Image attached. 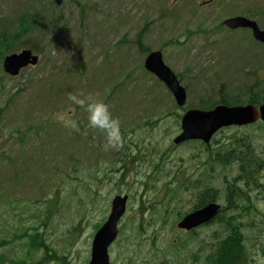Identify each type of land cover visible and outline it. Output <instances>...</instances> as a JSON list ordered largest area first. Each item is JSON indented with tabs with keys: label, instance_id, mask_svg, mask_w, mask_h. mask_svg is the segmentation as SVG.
<instances>
[{
	"label": "rangeland",
	"instance_id": "1",
	"mask_svg": "<svg viewBox=\"0 0 264 264\" xmlns=\"http://www.w3.org/2000/svg\"><path fill=\"white\" fill-rule=\"evenodd\" d=\"M208 1L66 0L56 6L51 0H0V32L5 31L13 42L11 50L3 43L5 53L30 48L39 56L36 66L22 69L15 77L3 72L0 59L2 260L17 257L13 264L36 263L33 251L44 239L55 250L52 262L44 264H87L93 234L116 194L128 196L126 213L118 224L123 227L122 239L118 244V236L109 248L116 264H121L123 256L135 257L129 252L133 244L127 248L125 241L134 235L128 228L133 224L142 225V235L149 237L140 242L138 258L151 257V264H166L177 255L182 263L185 254L189 264H196L211 250L210 243L220 232L213 225L199 229L184 244V251L176 246L175 240L182 244L191 233L178 231V220L173 223L170 214L189 210L193 201L187 192L169 199L167 189L176 186V172L186 178L204 176L198 164L203 166L207 153L202 145L175 147L172 143L179 119L167 112L182 111L163 84L146 72L147 53L135 43L136 34L143 31L142 44L161 51L164 63L180 74L188 89L187 102L192 104L199 97L218 96L220 86L227 93L241 91L253 80L244 75L250 70L258 73L264 85V49L251 43L246 31L218 26L227 16L253 13L264 28V20L255 13L264 11V0ZM83 6L85 14H81ZM26 15L33 23H23ZM199 29L206 31L184 39L188 31ZM78 92L93 94L110 105L124 130L118 151H104L102 136L86 127V113L68 100L69 94ZM150 120L156 122L150 124ZM263 131L256 125L225 130L215 137L211 150L233 148L244 136L262 153ZM120 157L126 164L120 163ZM214 164V187L220 189L221 203L223 176L236 177L238 169L236 164L225 169L221 163ZM262 193L264 180L250 193L258 198L252 199L257 211L238 209L239 217H233L244 236L249 264H264ZM47 199L52 200L50 208ZM237 203L246 204L242 199ZM30 226H37L43 238L41 232L29 229L23 237ZM17 227L22 239L16 242H26L27 248L2 247Z\"/></svg>",
	"mask_w": 264,
	"mask_h": 264
},
{
	"label": "water",
	"instance_id": "2",
	"mask_svg": "<svg viewBox=\"0 0 264 264\" xmlns=\"http://www.w3.org/2000/svg\"><path fill=\"white\" fill-rule=\"evenodd\" d=\"M60 5L63 0H53ZM230 28L249 27L255 39L264 43V30H260L257 24L247 18L236 16L224 21ZM36 56H32L29 50H22L19 53H12L5 56L3 68L5 72L16 75L21 67L27 64H34ZM144 66L155 73L171 91L175 102L183 106L186 102V91L179 84L175 74L164 65L160 51L150 52L144 61ZM259 114L264 120V104L259 107ZM258 111L251 105L226 106L217 105L210 110L189 109L181 119V133L173 142L175 144L187 139H202L208 142L211 135L220 127L229 124H244L254 121ZM126 196H115L112 200V209L107 221L97 230L92 241V260L89 264H109L107 247L117 235L116 224L125 210ZM220 210L218 205L211 203L199 210L187 214L177 225L180 228L191 229L215 216Z\"/></svg>",
	"mask_w": 264,
	"mask_h": 264
},
{
	"label": "flooded vegetation",
	"instance_id": "3",
	"mask_svg": "<svg viewBox=\"0 0 264 264\" xmlns=\"http://www.w3.org/2000/svg\"><path fill=\"white\" fill-rule=\"evenodd\" d=\"M255 125L260 128L259 120L246 125L231 126L226 130L246 129L248 127ZM236 134L238 133L237 132L232 133L231 135H236ZM207 149H208V153H210V146H207ZM233 164L237 165L238 174L236 177H226L225 175L223 176V182L221 183V185H224V187L222 188V190H224V202L221 203H219V198H218V192L220 191V189L214 187V182L216 179L214 175V168L216 164H210L209 154L203 166L201 165V163L198 164L200 171L204 169L205 177L200 176V177L185 179L179 174V172H176V183L178 184L179 190H181V186H182L181 183L184 180L193 181V183H191L189 187L182 186L183 190L187 191L189 197L193 201V203L190 206L191 209L189 211H194L196 209L203 207L208 203H213V202L218 203L221 208V214L227 215L228 217L237 214L236 211L238 209L244 211V209L248 210L251 208L252 210L257 211V206L254 202H252V199L257 200L258 198L255 196L251 197L250 193L252 191H255L256 187L260 184V182L264 180V152L262 153L256 152V148L254 149V147L251 145V150L247 149L245 151L243 150L237 151V161L235 163L219 164V165H221L225 169L232 166ZM262 194L264 195V193ZM203 195L205 196V198L208 197V200L210 201L200 205L201 203L200 198ZM240 199L246 202V204L238 205L237 201ZM212 225L216 226V228L218 229L221 227L219 224L216 223V217H215L214 219H211L208 223L199 225L198 227H195L190 231L181 230L183 232L191 233L182 243L183 251L185 249L184 244L190 241L191 235L196 234L199 229L206 228ZM225 225L226 226L221 227V230L225 231L224 234L225 238L228 237L232 232H236L240 235L241 240L243 239L242 232L238 229L236 225H231V224L230 226L229 224H225ZM242 242L244 241L242 240ZM210 245H211V250L209 251V254L212 253V248H213L215 251L216 250L222 251V253L229 252L230 256L232 257L235 249L233 245H228L227 243L223 244V249L214 242H211ZM152 254L153 252H151V254L150 252H147L148 256L149 255L152 256ZM236 255L238 256L239 254L236 253ZM188 260L189 257L187 254H185L183 258V262L180 263L179 256L177 255L172 261H166V264H189ZM207 260L208 258H205L204 256L203 259L196 264H213V263H209ZM236 261L233 262L226 261L224 262V264H236ZM163 263L164 262H162V264Z\"/></svg>",
	"mask_w": 264,
	"mask_h": 264
},
{
	"label": "trees",
	"instance_id": "4",
	"mask_svg": "<svg viewBox=\"0 0 264 264\" xmlns=\"http://www.w3.org/2000/svg\"><path fill=\"white\" fill-rule=\"evenodd\" d=\"M81 14H85V7H82ZM82 17H84V16L82 15ZM36 21L40 22V20H38V19H36ZM23 22L24 23H33L29 19H24ZM1 28L3 30H7L6 27H1ZM0 34H1V36H0L1 37L0 38V59H1L2 56L5 54V48H4V44L3 43L8 44L7 46L9 47V50H11L13 48L12 47L13 42L10 39H7V37L5 35V31L0 32ZM142 36H143V31L138 32L136 34V37H135V43L144 51V50H146L148 48H146V47L141 45V41L140 40H141ZM18 44H20L19 41H18V43L16 45H18ZM244 75L246 77H252L253 78L252 83L244 84V86H243L244 87V91L246 93V101L250 102V103H253L255 105H258L261 102H264V87L260 85L259 78L257 77L255 71H253V70L249 71V72L245 73ZM206 97H207V99H204V100L201 99L198 103L195 104V106L201 105V106H204L206 108H209V107H211V106H213V105H215L217 103H223V104H227V105H232V104H237V103L241 102V97H240L239 93L231 94V93H227V92L226 93L222 92L220 94L219 99L216 100V101H212L211 100L212 96L210 94L208 96H206ZM174 114H175L174 110H169L167 112V115H174ZM218 159L226 162V158L225 157L224 158L218 157ZM228 159L229 160L237 159V154L236 153L231 154V157L227 158V160ZM113 162H115V160ZM126 162H127L126 159L122 157L121 160H120V163L121 164H126ZM200 201H201L200 205H202L204 203H207L210 200H208V197L205 198V196L203 195L200 198ZM229 219H230V217L229 218H223L222 220H220V223L223 224L224 226H226L225 224H229V226H230ZM18 239H19V236L14 233L9 238V240L4 239L3 242H2L3 244H1V246L3 247L4 245L10 244V245L17 246L18 248H24V249L27 248L26 244L25 245H20V244L15 243L16 240H18ZM224 243H227L228 245H233L235 247L232 257L230 256L229 252L222 253V251H220V250H216V251L214 250L207 257L208 258L207 261L209 263L224 264V262H226V261L233 262V261H236L237 259L245 261V254L242 253V250L244 249V244H243V242L241 240V237H240V235L238 233L232 232L228 237H226L224 239H221L219 244H218V246L223 249V244ZM236 253H238L239 255L237 256ZM48 256L50 257L49 254H48ZM15 259L2 260V255H1L0 256V264H6V263L13 264V261Z\"/></svg>",
	"mask_w": 264,
	"mask_h": 264
},
{
	"label": "clouds",
	"instance_id": "5",
	"mask_svg": "<svg viewBox=\"0 0 264 264\" xmlns=\"http://www.w3.org/2000/svg\"><path fill=\"white\" fill-rule=\"evenodd\" d=\"M68 100L86 113V127L102 136L101 147L104 151H118L122 147L124 137L121 122L113 115L108 103L93 94L83 92L69 94Z\"/></svg>",
	"mask_w": 264,
	"mask_h": 264
}]
</instances>
